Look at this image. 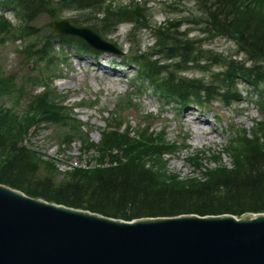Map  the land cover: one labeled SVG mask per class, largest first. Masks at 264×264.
Here are the masks:
<instances>
[{"label":"trees","instance_id":"16d2710c","mask_svg":"<svg viewBox=\"0 0 264 264\" xmlns=\"http://www.w3.org/2000/svg\"><path fill=\"white\" fill-rule=\"evenodd\" d=\"M3 2L20 12L22 24L14 26L0 15V29L10 34L17 32L19 36L33 34L29 24L40 15L47 14L54 19L64 10L103 12V18L96 24L99 32H113L121 22L130 21L143 26L148 22L147 8L140 2L118 6L110 3L106 4L105 10L103 0ZM196 2L202 14L193 18V22L203 25V30L210 37L235 39L251 65H247V60L242 62L203 49L200 39L190 38L188 32L179 29L176 21L156 29L158 48L151 54H164L167 59L176 60L172 67L167 68L168 74L161 77L166 73V67L151 56L134 54L129 58L130 62L140 64L139 72L153 83L157 91L183 101L189 98V94L199 95L200 90L223 95L227 100L228 96L237 94L235 82L238 79L258 87L264 82V0ZM52 37L57 38L51 29L43 35L41 40L44 42L36 53L41 51L44 55H54ZM58 40L74 45L79 52H96L76 37L60 35ZM31 46L25 49L29 54ZM202 61L224 64L225 70L217 77L224 85V92L212 83L178 74L191 68L192 64L204 70ZM50 63L52 61L48 62V66ZM12 81L11 78L0 79V95L9 94L10 89L20 93V88H16ZM54 98L49 90L33 96L29 108L22 115L13 110L12 105L0 104V152L7 150L8 153L0 165L1 183L57 203L125 220L188 213L242 215L249 211H264V122L254 130V137L231 142L228 148L231 165L220 163L214 168L200 166L199 170H204L201 176L184 178L170 171L168 161L163 158L174 151L173 143H166L162 137L153 135L145 137L139 134L135 138L128 132L114 130L105 135L100 146H95L89 141L88 133L79 120L71 116L69 109L55 103ZM19 99L17 97L15 102ZM41 120L68 125L67 134L79 136L84 153L97 148L98 155L87 160V167H72L65 172L67 178L57 181L52 177L56 170L54 162L43 160L38 152L23 143ZM194 158L195 163L200 164L199 156ZM92 160L95 166L89 167ZM41 163L49 169L51 176L39 174ZM51 164L53 169H50Z\"/></svg>","mask_w":264,"mask_h":264},{"label":"rangeland","instance_id":"374dc122","mask_svg":"<svg viewBox=\"0 0 264 264\" xmlns=\"http://www.w3.org/2000/svg\"><path fill=\"white\" fill-rule=\"evenodd\" d=\"M112 1V0H107ZM149 1V10L153 15L150 19L152 25L164 22L168 18L167 10L169 7L166 5L169 0H147ZM128 0H114L113 4L126 3ZM2 4L0 3V11H2ZM186 13L189 9L194 12L196 10V4L194 2H187L186 6H182ZM7 19L14 25L20 22V17L13 8H8L6 11ZM60 15V14H59ZM61 17H67L71 22H81L84 25H92L97 23L100 16H93L90 19L79 17L76 11H65L61 13ZM172 16L180 19L183 17L181 12L172 14ZM81 19V20H79ZM50 18L46 15H42L38 20L32 22L33 28L37 34H43L47 31ZM192 29V36H201V32L197 26H191L183 23L181 29ZM134 26L131 23H123L120 25L119 30L112 34L103 35L107 40L115 41L118 46L123 49L124 54L129 52L130 46L129 39L131 31ZM15 33H6L0 29V37L4 38V43L0 44V65L1 71L4 74L12 75L15 82L21 85L24 78L30 76H41L43 79L45 72H39V68L43 63H39V59L34 55L27 57L23 52L25 46L32 40V36H25L23 39L17 37H11L10 35H16ZM138 39L141 42L140 46L145 50H151L152 44L155 42V37L150 36L152 29L143 30L137 29ZM41 37L43 35H40ZM29 39V40H28ZM38 40H36L37 42ZM42 42V41H41ZM205 47L213 48L214 51L225 53L228 55L235 54V43L227 38H215L207 40ZM136 43V42H135ZM133 43L132 45H134ZM39 44H41L39 42ZM55 44V51L62 55L61 60H56L55 64L51 65V68L47 70L48 73L52 72V68L57 71V78L53 84L50 85L59 94L56 96V100L61 103L63 101L67 105H75L78 101L82 100L85 106L76 107L72 110V114L79 116L88 128L91 139L95 142L101 139L102 131L105 127V120L114 113L131 124V128L139 130L144 127L141 125L142 115L141 110L145 112H151L154 118L150 119L151 130L153 132H159L164 130L166 137L169 140H177L180 143H185L186 148L180 149L169 161V167L171 171L185 176H195V166L187 160L188 156L192 152L202 151V155L205 158L204 165L207 167H214L216 159L212 157L213 154H217L219 151L224 150L226 144L233 137L235 130L232 128L242 127L248 131L251 130L254 121L262 117V112L257 104L258 93L247 84H240L239 88L242 89L245 97L239 102H234L230 106H225L220 102L207 103L205 107L192 104L189 106L178 107L179 104L174 100L160 97L156 94L150 83L144 82L141 89L140 82H134L131 76L136 73L133 65L124 64L123 56L109 52H100L96 57L90 55H77L75 48L59 46V43ZM140 47V48H141ZM107 56V59L104 57ZM106 61H103V60ZM115 64V65H114ZM123 64V66H121ZM116 66V67H113ZM214 68L213 71L215 72ZM209 72V73H208ZM111 73V74H109ZM210 76L211 71H207ZM3 75V74H2ZM190 77H203V75L196 71H190L186 73ZM212 76V75H211ZM210 76V77H211ZM209 80V77L207 78ZM25 93L29 95H22V99L19 101V110L26 108L28 101L32 94H38L43 91V87L40 82L33 83L28 82L23 87ZM247 90V92H246ZM17 90L10 89V94L0 95V104H9L14 98ZM11 95V97H10ZM131 99V100H129ZM128 102V103H127ZM130 103V105H129ZM123 107V108H122ZM241 107V108H240ZM121 111L119 112L118 110ZM191 110L201 120L209 121V127L215 128L218 133L214 137V142H211V136L202 142L195 141V137L189 134L188 129H197V126L187 121L186 124H182L180 115L186 110ZM119 112V113H118ZM59 121V120H56ZM57 122L42 121L35 131L31 132L23 140V143L28 145L31 149L38 152L40 157L45 161L54 162L56 170L54 171L53 178L57 181L65 179L68 175L65 173L71 170V165H85L87 160L95 155H98V150L84 154L81 151L80 140L75 138L70 145H65L62 142L63 130L60 129ZM186 135L185 137L183 135ZM7 149V148H4ZM5 150L0 152V165L7 158L8 153ZM223 162L231 165V158L227 154L222 155ZM94 161V160H93ZM220 161V160H219ZM45 163V162H44ZM41 163L39 168V174L51 176V172L48 168ZM88 165V164H87ZM95 166V163L89 167ZM50 169H53L51 164ZM201 176L200 174H197Z\"/></svg>","mask_w":264,"mask_h":264},{"label":"water","instance_id":"95a60500","mask_svg":"<svg viewBox=\"0 0 264 264\" xmlns=\"http://www.w3.org/2000/svg\"><path fill=\"white\" fill-rule=\"evenodd\" d=\"M54 29L119 52L68 19L56 20ZM0 264H264V213L125 221L0 183Z\"/></svg>","mask_w":264,"mask_h":264},{"label":"bare ground","instance_id":"6f19581e","mask_svg":"<svg viewBox=\"0 0 264 264\" xmlns=\"http://www.w3.org/2000/svg\"><path fill=\"white\" fill-rule=\"evenodd\" d=\"M105 59H107V56L104 57ZM103 60V59H102ZM106 61V60H103ZM111 74V73H109ZM20 104L18 103H13L12 104V108L13 110H17ZM27 109V106L26 108ZM18 111V113H20L21 111ZM182 124H186L187 121H190L192 124L197 126V129H188L189 134L193 135V137H195V141L197 142H202L205 141L206 139H208V136L210 135L211 138V142H214V137L215 135L218 133V131L215 128H210L208 121L206 120H201L197 115H195L191 110H186L183 114L180 115V119Z\"/></svg>","mask_w":264,"mask_h":264}]
</instances>
